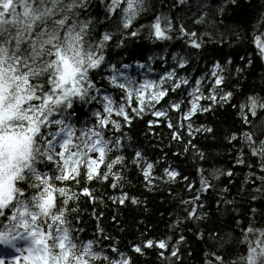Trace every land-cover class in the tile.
<instances>
[{
    "label": "snow or ice",
    "instance_id": "obj_1",
    "mask_svg": "<svg viewBox=\"0 0 264 264\" xmlns=\"http://www.w3.org/2000/svg\"><path fill=\"white\" fill-rule=\"evenodd\" d=\"M103 2L100 19L89 13L90 0H0V138L23 141V154L13 165L7 188L0 189V264H133L118 242L104 245L103 241L112 238L99 226L94 238H81L84 229L75 205L81 197L95 203L98 197L88 185L109 180L112 189L120 188V194L108 199L119 205L126 201L143 204L122 189L129 163L139 169L148 191L156 187L157 180L169 183L181 176L172 166L155 175L156 162L142 150L132 149L130 158L126 155L132 138L123 128L146 112L164 118L167 127L173 129L171 138L181 142L185 128L189 136L214 132L206 125L193 128L192 118L198 113H209L215 105L235 109L239 128L229 129L226 138L241 145L236 162L249 169L244 183L251 185V200L264 198V95L245 93L232 103L234 92L225 90L226 75L232 71L231 58L224 64L215 60L199 78L180 74L194 52L204 49L209 40L223 44L231 37L241 39L240 30L224 22L223 8L214 9L209 0H199L191 23L203 26V32L174 22L171 9L154 13L147 25H141L150 39L171 41L177 37L192 50L173 55V66L153 77L150 64H137L139 69H146L142 75L127 74L124 70L131 67L127 63L121 68L112 62L105 64L110 41L116 39L117 46H123L129 37L138 35L134 22L150 11L149 0ZM176 2L186 5L187 0ZM260 23L264 24V17ZM250 43L264 60V30L254 31ZM251 65L248 58L234 71L239 76ZM100 80H107L120 95L110 94L100 86ZM205 84L206 91L202 88ZM178 90L184 94L179 95ZM77 104L90 106V116L83 123L75 118ZM197 152L203 160L204 152ZM246 155L254 163H249ZM199 172L200 193L212 189L213 181L221 176L233 175L231 170L221 169L207 175L203 168ZM66 182H73L75 190ZM223 192L227 194L228 188ZM100 200L103 202V197ZM244 203L243 198L237 203L225 195L220 201L225 207L220 210L236 212ZM182 205L186 219L205 218L204 212L197 213L204 207L199 195L183 200ZM250 211L254 219L257 209ZM260 215L264 216V211ZM233 219L239 225L240 221ZM180 223L178 219L176 225ZM240 232V238L226 231L219 236L221 248L234 250L238 244L245 248L230 264H264V227L249 222ZM172 240L171 236L147 238L132 244L131 250L143 255L146 249H156L163 264H174L173 258L180 259L179 245L185 237L180 235L174 243ZM206 264H225L224 256L213 253Z\"/></svg>",
    "mask_w": 264,
    "mask_h": 264
},
{
    "label": "trees",
    "instance_id": "obj_2",
    "mask_svg": "<svg viewBox=\"0 0 264 264\" xmlns=\"http://www.w3.org/2000/svg\"><path fill=\"white\" fill-rule=\"evenodd\" d=\"M198 2L199 0H187L186 5H180L178 2L174 3V0H149L150 11L134 22V30L138 31V35L134 38L129 37L123 46H117L116 39L110 41L105 52V64L112 62L118 68H121L122 64H130L131 73L134 72L133 65L136 63L150 64L153 69L150 75L153 77L161 74L165 68H171L174 64L171 59L173 55H184L192 50L186 47L183 39L177 37L171 41L150 39L146 27L140 26L147 25L154 13L169 12L171 9L169 14L174 16V22H184L189 29L203 32V26L191 23ZM209 2L214 9L223 8L224 22L239 29L241 39L231 37L223 44L209 40L204 49L194 52L189 65L186 69L180 70V74L186 75L189 79L199 78L210 69L215 60L224 64L226 58H231L233 63L229 67L232 71L230 76L226 75L228 87L225 90L234 92L232 103L245 93L255 92L264 95V60L259 58L254 45L250 43V37L254 31L264 30V24L260 23L261 18L264 17V0H235V3L232 0H209ZM90 5L89 13L103 19V0H90ZM240 57H245V60H241ZM248 58L252 60L251 67L238 76L234 69L242 67ZM99 84L113 96L120 95L119 90L108 86L107 80H100ZM202 88L206 91V84L202 85ZM178 94L182 96L183 90H178ZM172 98L176 99L177 95H173ZM74 111L75 118L80 123L90 116V106L77 104L74 106ZM234 112L235 109L228 105H215L209 113H198L192 118L193 128L206 125L213 127L214 132L194 133L193 136H189L185 128L181 131L183 137L181 142L171 138L173 129L167 127L164 118H157L146 112L142 118L133 119L130 127L123 128L126 136L132 138V148L127 150L126 155L130 158L132 149L142 150L149 160L156 162L155 175H161L165 166H172L181 172V176L169 183L157 180L156 187L148 191L139 169L129 163L125 173L127 182L122 185V189L130 196L136 195L143 200L144 203L140 205H132L128 201L123 205L114 203L108 197L118 196L120 188L112 189L110 180L93 181L88 186L94 189V195L98 197L96 202L92 203L88 198L81 197L75 205L79 209L80 225L84 229L81 238H94L99 226L105 235L112 238L103 241L104 245L118 242L117 246L132 258L133 264H163L158 256V250L146 249L144 254L140 255L131 250V245L147 238L163 236H171L174 243L180 235H183L185 240L179 245L180 259L173 258L174 264H206V261L212 259L213 253L222 254L225 264H230L231 260L245 251V248L239 244L234 250L230 246L221 248L219 236L226 231L240 238L242 235L240 229L246 227L249 222L254 226L264 227V216L260 215L264 211V198L251 200V194L248 191L251 185L244 183L249 169L246 165L236 162L241 145L235 142L229 143L226 138L229 129L239 128V120L233 115ZM175 119L173 114V120ZM150 121L156 122L149 123ZM189 140L192 141L191 145L187 143ZM192 145L196 148L194 149ZM186 147L188 151L184 152L183 149ZM197 149L204 152L203 160L199 158ZM245 159L249 163H254V160L247 155ZM201 168L205 170V175L216 169L225 172L231 170L233 175L221 176L219 180L213 181L212 189L200 193L199 169ZM103 170L101 166V171ZM185 176L187 180L183 179ZM189 181L191 187H189ZM66 183L75 190L73 182ZM224 188H228L227 194L223 192ZM197 195L204 204L203 209H197V213L199 215L204 212L205 218L203 220L186 219L182 201L191 200ZM225 195L237 203H240L243 198L245 203L237 208L236 212L221 211L220 209L225 205L220 204V201ZM100 197H103V202ZM218 204L220 208H217ZM251 208L257 209L254 219H252ZM233 217L240 221L239 225ZM178 219L181 223L177 226ZM202 234L203 238H201Z\"/></svg>",
    "mask_w": 264,
    "mask_h": 264
},
{
    "label": "clouds",
    "instance_id": "obj_3",
    "mask_svg": "<svg viewBox=\"0 0 264 264\" xmlns=\"http://www.w3.org/2000/svg\"><path fill=\"white\" fill-rule=\"evenodd\" d=\"M23 141L0 138V189H6L14 163L23 154Z\"/></svg>",
    "mask_w": 264,
    "mask_h": 264
}]
</instances>
